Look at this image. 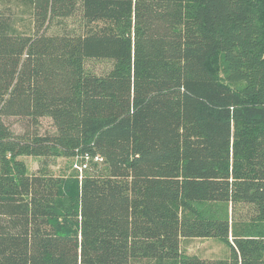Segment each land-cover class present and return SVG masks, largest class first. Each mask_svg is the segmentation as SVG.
I'll list each match as a JSON object with an SVG mask.
<instances>
[{"label":"trees","instance_id":"obj_1","mask_svg":"<svg viewBox=\"0 0 264 264\" xmlns=\"http://www.w3.org/2000/svg\"><path fill=\"white\" fill-rule=\"evenodd\" d=\"M0 264H264V0H0Z\"/></svg>","mask_w":264,"mask_h":264},{"label":"rangeland","instance_id":"obj_2","mask_svg":"<svg viewBox=\"0 0 264 264\" xmlns=\"http://www.w3.org/2000/svg\"><path fill=\"white\" fill-rule=\"evenodd\" d=\"M72 22V20H69ZM90 68L97 73H103L109 68V63L105 61H91ZM7 123L15 132L37 129L39 133L49 132L53 129L51 121L47 117L39 119L37 126H30L29 121L24 118H9ZM31 172L36 171L39 166L37 159L33 157H23ZM50 170L54 174H61L66 169V160L62 158L51 161ZM182 248L188 253H195L202 257L220 258L227 255V248L214 239H189L182 242Z\"/></svg>","mask_w":264,"mask_h":264}]
</instances>
